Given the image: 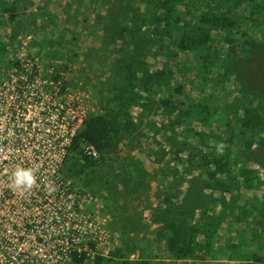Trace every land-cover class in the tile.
Returning <instances> with one entry per match:
<instances>
[{"label": "rangeland", "instance_id": "1", "mask_svg": "<svg viewBox=\"0 0 264 264\" xmlns=\"http://www.w3.org/2000/svg\"><path fill=\"white\" fill-rule=\"evenodd\" d=\"M156 1L0 0V56L5 41L30 36L45 55L61 58L62 71L72 67L69 77L77 95L85 96L84 105L93 109L90 117L110 118L119 128L113 152L88 158L92 164L69 152L62 165L76 189L105 202L107 229L117 242L107 256L94 250L83 264H95L97 258L100 264H236L242 255H262L264 122L251 130L235 119L246 107L264 121V11L257 7L259 0L249 5L210 0L206 9L229 13L232 26L218 35L198 26L209 40L194 44L195 51L180 52L178 35L198 32L205 3L183 0L162 13ZM251 12L259 15L252 18ZM224 33L230 43L220 40ZM240 39L253 45L242 56L232 55V49L240 50ZM141 41L144 59L137 51ZM206 54L211 66L200 65ZM199 66H207L203 77L196 76ZM143 70L164 71V85L149 83L150 91L139 90ZM122 72L130 76L115 77ZM175 81L182 83L180 96L173 92ZM117 83L129 89L125 113L116 103ZM165 98L180 101L171 115L161 105ZM206 105L212 111L217 106L214 116H207ZM203 117L208 120L201 122ZM163 142L173 154L158 166L155 151H164ZM214 159H221L220 167L212 165ZM172 168L180 174L171 175L170 183ZM242 169L252 172L247 181ZM186 199V209L179 207ZM178 224L184 230L178 240L188 254L184 259L170 250ZM118 249L123 256L106 262Z\"/></svg>", "mask_w": 264, "mask_h": 264}, {"label": "built area", "instance_id": "2", "mask_svg": "<svg viewBox=\"0 0 264 264\" xmlns=\"http://www.w3.org/2000/svg\"><path fill=\"white\" fill-rule=\"evenodd\" d=\"M0 56V264H83L117 246L104 201L62 173L73 139L93 113L78 96L71 68L30 36L3 43ZM47 50V49H46ZM45 50V51H46ZM83 156L96 160L90 144ZM17 167L38 169L37 186L14 191ZM83 256L81 262L74 257Z\"/></svg>", "mask_w": 264, "mask_h": 264}, {"label": "trees", "instance_id": "3", "mask_svg": "<svg viewBox=\"0 0 264 264\" xmlns=\"http://www.w3.org/2000/svg\"><path fill=\"white\" fill-rule=\"evenodd\" d=\"M183 0H157L156 1V8L159 11H162V13L166 12L168 13L169 11L173 10L175 8V6H177L179 3H181ZM205 3V7H204V11L203 13L200 15L199 20L197 21V27L201 26L204 27L205 25L208 26L209 30L211 32L216 33V35H218L220 32H223V29H225L226 27H230L233 24V20L231 19V16L229 15V13H224V14H215L213 13V11H209L206 9V7L208 6L210 0H203ZM243 2H247L249 5V0H243ZM257 7L264 11V0H259V3L257 5ZM251 17H255L256 15H259L258 12L254 13L251 12ZM254 14V15H253ZM164 18V15H162ZM161 19V17H157L155 18V24H156V28L157 24L159 23V20ZM199 28V27H198ZM198 32L195 33L194 31H190L189 33H185L184 35H178V38L176 39V46L177 49L180 52H185V51H195V49L193 48V45H198L201 46L205 41L209 40V33L208 32H204L203 30H201V28L197 29ZM225 33H224V37L220 40H224L225 42H229L231 41L230 38L226 37ZM234 41V39H232ZM175 41V40H174ZM223 41V42H224ZM243 39H240V42H242ZM250 41L244 40L242 42V46H240V50L236 51L232 49V45L230 46L229 50L232 49L231 54H236V55H240L244 53V50H246V46L247 47H251L253 44L249 43ZM142 43V44H141ZM141 43H138V47L137 51L141 54V57L144 59L145 57V51H144V47H143V42L141 41ZM209 51V50H208ZM196 54V52H195ZM195 56V55H194ZM54 57V56H53ZM196 57V56H195ZM208 54H206L204 57H201V59L203 60L202 63L200 65H204V64H208V65H212L210 60H207ZM229 58H231V56H229ZM203 68H207V66H202V68L199 66V69L196 71V76L197 77H203L205 74H207V71ZM115 69V68H114ZM113 69V70H114ZM144 73L142 74V78H141V87L139 88V90L148 92L150 91V86L152 83V85L155 86H160V85H164V81L162 79H160V77L163 75L164 71L159 70V71H155L152 73L147 72V70H143ZM122 76H130L129 73L127 72L125 73H117L116 74V78L119 77V75ZM202 74V75H201ZM176 82V81H175ZM118 86L116 87V91L115 93L118 94L117 98V104L119 107V110L121 112H126L129 109V102H131L130 98L127 97V94L129 92V89L127 87V85L125 83H117ZM129 86V85H128ZM182 83L181 82H176V86L173 88V92L177 95L180 96L181 94V89H182ZM177 98L174 99H162L161 105L163 107L164 110L168 111V114H172L173 112L176 111L177 109V105L178 103H180V101L178 103H176ZM208 104V102H205V104ZM201 106V105H199ZM205 113L209 114L207 116H214L216 113V109L217 106H215V108L213 109V111L211 110V106L206 105L205 106ZM166 111V112H167ZM242 113H240L241 117H236L235 122H239L241 127H245L248 129H254V127H256L257 125L263 126V118L262 115H260L259 113L256 112V110L253 109H249V108H242ZM149 112V111H148ZM205 114V115H206ZM169 118V117H168ZM201 122L208 120L207 117H203L202 119H200ZM166 131H163V135H164V139L165 141L168 142V137L169 135H167V133H165ZM118 135H119V128L116 126V123L110 119V118H105L102 116H96V117H89L85 123L83 128L80 130V132L75 136V138L73 139L72 143H71V147H70V152H73L77 155H79V157L85 162V164H92L93 162L90 161L88 159V157L83 156L82 151H81V146L84 144H90L92 145L95 150L99 153H106V152H113L116 149V143L118 141ZM164 144V142H163ZM169 145V144H168ZM170 148V147H169ZM162 154V156H160L159 154ZM165 150L164 151H160V149L158 148L155 151V155L158 156L159 158L163 157V160L165 158ZM173 153L171 152V155ZM224 156V155H223ZM157 157V159H159ZM226 157V156H224ZM222 157V158H224ZM155 160V159H154ZM223 160V159H222ZM158 160L155 161L156 164H158ZM212 165L215 168L220 167L221 165V159H214V161H212ZM185 166V165H183ZM173 169V168H172ZM169 169L170 170V175L168 177L171 178V183H172V178L174 176L178 174H180L179 170L177 171V169ZM186 170V167L185 169ZM222 172V171H221ZM212 176L215 172H210ZM252 172L246 169H242L241 175L244 177V180H248L247 175L251 174ZM173 177H172V176ZM231 181L235 184L237 181V178L233 177L231 178ZM170 184V183H168ZM229 184H227L228 186ZM171 188V186H166L165 190L169 191ZM187 199L184 200L183 203L178 204L179 207H187ZM178 207V209H179ZM186 209V208H184ZM167 212V211H166ZM169 213V212H167ZM180 222H184V220H180ZM178 224L176 229H173V236L174 238H176V241H174V244L172 243L170 247H172L170 250L172 252V256H175L177 259H184L188 256V254L185 251H182L185 248V245H178V240L182 239V234L184 233V230H181L182 228L179 227ZM173 238V239H174ZM188 247L190 248V245L188 244ZM187 247V248H188ZM122 251L120 249H118L114 254L113 257H111L110 259H108V261L106 262H113L112 258L117 257L120 258L122 257ZM241 259H238V262L236 264H264V254H251L250 256H246V255H242L240 257ZM83 259V256L76 258L74 257L73 260L75 262H81ZM102 262V260L100 258L96 259L95 264H100ZM114 264H128L126 263V261H121V263H117V262H113Z\"/></svg>", "mask_w": 264, "mask_h": 264}, {"label": "clouds", "instance_id": "4", "mask_svg": "<svg viewBox=\"0 0 264 264\" xmlns=\"http://www.w3.org/2000/svg\"><path fill=\"white\" fill-rule=\"evenodd\" d=\"M38 169L31 167H17L12 173V183L9 185L14 191H30L37 186Z\"/></svg>", "mask_w": 264, "mask_h": 264}, {"label": "crops", "instance_id": "5", "mask_svg": "<svg viewBox=\"0 0 264 264\" xmlns=\"http://www.w3.org/2000/svg\"><path fill=\"white\" fill-rule=\"evenodd\" d=\"M162 147H163V149L165 150V158H164V160L165 159H168L169 160V156H170V154H171V152L170 151H167L169 148V145L166 147V145L165 144H162ZM164 157V156H163ZM157 158V157H156ZM159 158V157H158ZM154 160V159H153ZM159 162H158V166H159V164L160 163H163V159L162 158H159V159H157ZM168 180H170V183H171V178H169ZM180 188H179V190L181 191L182 190V185H180L179 186Z\"/></svg>", "mask_w": 264, "mask_h": 264}]
</instances>
